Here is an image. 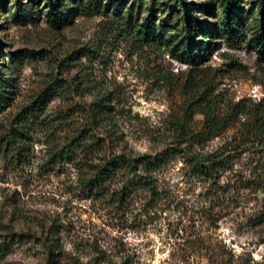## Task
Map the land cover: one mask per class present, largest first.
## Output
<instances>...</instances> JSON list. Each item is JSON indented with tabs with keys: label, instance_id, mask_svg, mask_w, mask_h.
I'll list each match as a JSON object with an SVG mask.
<instances>
[{
	"label": "rangeland",
	"instance_id": "rangeland-1",
	"mask_svg": "<svg viewBox=\"0 0 264 264\" xmlns=\"http://www.w3.org/2000/svg\"><path fill=\"white\" fill-rule=\"evenodd\" d=\"M188 2L0 0V264H264L263 148L231 144L243 114L192 136L204 97L223 115L264 96L260 0ZM196 41L208 50L191 57ZM174 147L156 170L86 186L107 156ZM139 175L154 188L122 196Z\"/></svg>",
	"mask_w": 264,
	"mask_h": 264
},
{
	"label": "trees",
	"instance_id": "trees-1",
	"mask_svg": "<svg viewBox=\"0 0 264 264\" xmlns=\"http://www.w3.org/2000/svg\"><path fill=\"white\" fill-rule=\"evenodd\" d=\"M187 3H189L188 0H186V4ZM186 4H184V7H186ZM258 9L264 20V0H260ZM254 42L260 47L261 53L264 54V21L261 28H259L254 35ZM208 46L209 44L204 43V41H196L194 44L190 42L187 45V52L190 53L192 57L195 55L197 49L201 47L202 52H205V50H208ZM8 98L9 96L4 91H0V107H5L8 104ZM204 98L205 99L202 100L201 103L199 102L197 104V109L195 110L202 112L205 116L204 127L200 131L192 134V136L196 138L195 142L205 143L208 139L217 135L222 129H225L234 118L237 119L239 115L243 114V119L241 121L242 126L240 129L241 134L240 137H238L241 139L235 140L237 139L236 137L231 144L236 141L234 144H237V147L239 145L243 146L249 144L251 147L260 146V148L264 150V96L259 101L252 102L240 109H238V103L233 104L229 107V113L223 115L216 114L217 112L212 98ZM194 106L193 104L190 105L187 113L190 112L191 115H193L195 113L192 110ZM186 116L188 117L189 115ZM176 132L178 137H182V141L190 142L191 138L187 136V129L184 123H180V125L177 126ZM175 148L176 147L165 149L155 155L145 153L136 157H131L125 153H121L114 156H107L96 164L94 173L84 179L86 186L98 189L121 173L127 172L126 174H128L129 172L137 171L141 164L146 166L148 171L156 170L158 166L167 162V159L172 156V152L175 151ZM221 150L210 153L204 158L194 157V160L196 159L195 166L197 171L212 174L218 163L223 159L229 160L230 155H226V151ZM124 186L125 188L121 189L122 196L136 186L148 187L149 189L154 188L152 179L148 175H139L134 181L128 180Z\"/></svg>",
	"mask_w": 264,
	"mask_h": 264
}]
</instances>
